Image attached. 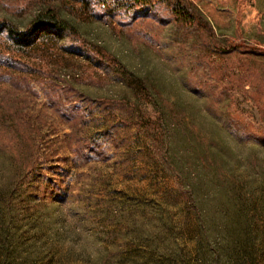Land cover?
Here are the masks:
<instances>
[{"label":"rangeland","instance_id":"1","mask_svg":"<svg viewBox=\"0 0 264 264\" xmlns=\"http://www.w3.org/2000/svg\"><path fill=\"white\" fill-rule=\"evenodd\" d=\"M95 1L0 0V20L20 26L59 5L88 47L151 89L141 96L68 35L79 77L0 85L36 128L45 174L30 206L48 238L23 264H264V0H188L214 38L163 3L126 12ZM120 98L129 103L99 101Z\"/></svg>","mask_w":264,"mask_h":264},{"label":"trees","instance_id":"2","mask_svg":"<svg viewBox=\"0 0 264 264\" xmlns=\"http://www.w3.org/2000/svg\"><path fill=\"white\" fill-rule=\"evenodd\" d=\"M169 6L172 17L180 24L202 28L215 37L213 28L205 15L188 0H96V5L126 12L153 8L157 4ZM89 7V3H83ZM87 47L92 57L108 65L120 79L143 97L151 95L146 80L131 71L116 55L103 46L88 47L82 40L75 23L65 17L57 4L41 7L30 22L24 26L9 20H0V85L19 87L30 82L41 81L48 74L54 79L79 77L83 63L80 55L65 43V36ZM255 49L245 43L230 42L228 51ZM44 66L48 69L44 70ZM56 85V84H54ZM58 91L56 88H49ZM114 105L128 104L126 98L116 102L99 99ZM30 119L15 105L7 104L0 95V253L2 264H23L32 253L37 252L38 241L48 238L42 234L46 220L36 205L30 206L39 192L38 183L45 174L38 155L39 142L36 128ZM155 123V122H154ZM33 183V186H32ZM193 181L188 185L186 200L196 206L193 196ZM28 186L35 192H26ZM52 194L59 202L68 199V192L62 186L54 188ZM23 202L25 204H23ZM189 211V209H188ZM52 235V234H50ZM50 237V236H49ZM251 264H259L253 260Z\"/></svg>","mask_w":264,"mask_h":264},{"label":"clouds","instance_id":"3","mask_svg":"<svg viewBox=\"0 0 264 264\" xmlns=\"http://www.w3.org/2000/svg\"><path fill=\"white\" fill-rule=\"evenodd\" d=\"M92 258H93V259H96V254H95L94 251H93V253H92Z\"/></svg>","mask_w":264,"mask_h":264}]
</instances>
